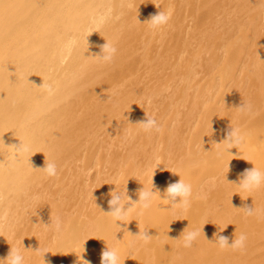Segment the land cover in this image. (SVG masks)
Here are the masks:
<instances>
[{
  "label": "bare ground",
  "instance_id": "6f19581e",
  "mask_svg": "<svg viewBox=\"0 0 264 264\" xmlns=\"http://www.w3.org/2000/svg\"><path fill=\"white\" fill-rule=\"evenodd\" d=\"M153 1L154 0H0V162H5V166L0 167V197H2V199H0V258H6L11 247L18 248L20 246L17 244L19 240L28 235L30 239L29 241L32 243L34 242V247H24L19 249L25 257V264H78L80 256L83 257V259L90 261L91 264H101V253L107 246L115 247L119 253H122V255L125 256V261H129V263L132 264V257L138 256L145 251V248L143 247L145 244L134 235H138L140 231H144L145 229H148L149 235H153V232L151 231L153 227L150 226V223L148 224L149 221L145 219H149L151 222V219L153 218L151 216L153 214L157 215L158 219L159 217L160 219H163L164 216L167 215L174 223L175 227L177 225L180 229L182 226L185 227V225H187V214L184 208H170L171 205L166 200L165 204L160 207V209H155L153 204L160 201L157 197L161 196L165 198V190L170 183H176L181 179L182 175H189L198 170L194 168L191 170L192 167L188 164L183 166V163L180 164L179 167L174 168L173 165H167L166 161H170L177 156L171 155L177 153V149H179L178 154L186 157L193 156V158H201L200 154H204L209 150H217L218 152L223 144L221 142L224 141L226 134L231 127H240L239 124L236 125V122H238L237 115L235 116L233 114L232 116V114H225L223 117L225 122L221 125V128L217 132L214 131L210 134L211 139L214 140L212 145L201 144L204 148L200 149L199 147H196V144L195 146H192L197 149L195 148L193 150L192 147L190 148V137H193L191 130L192 133L194 130H203L204 126H206L205 119H207V115L213 112H219L218 109L212 107L215 105L211 106L207 104L208 106H206L204 102L201 103V100H197L200 98H196L195 94L191 97L192 101L190 100V107H192L189 108L190 113H186L184 116L182 115V118L179 120L178 114H180V111L178 112L177 110V112H174L176 116V119L174 120H176V123L168 126L169 128L165 126L167 132L165 131L164 134H167L168 141H172L171 144L177 147L175 148L177 150H175L176 152L174 151L171 153L173 149L168 153L166 152L167 160L165 163L164 161H157L159 164H156V159L150 155L148 160L151 161L150 164L155 165V167L144 170L143 165L140 164L136 157L139 150H132L135 146L133 141L136 137H142L143 140L146 136L150 144H153V140L156 138V132L153 131L152 134L146 133L141 129L140 125L136 124L146 120L147 114L143 113L145 111L144 106L139 105L137 111V113L139 112L138 117L136 114L137 118H135V121H132V124H128L127 127H125L131 130L127 131V136L125 137H128V133L130 132V137L127 139L129 140L128 143L130 144L131 141L132 144L127 147L128 151L124 150L125 147L122 149L123 153L127 152L126 154H122L123 156H120L121 159H119V163H131L132 165L130 166V170H122V175L119 176L116 174L115 179L118 180L119 178H122L123 182H117L120 184L123 191L127 189L128 194L131 197V193H137V190L139 191L143 186L146 189H150L152 187L150 178L154 176V191L159 190L160 193L157 192L150 209L146 210L143 215H138L139 206H137L128 216L126 221L127 224L119 221L117 222L121 229L118 228L115 223L114 230L111 231L109 238L104 235V238H108L107 243H105L106 246L99 249L97 252L95 250L92 251V248L93 245L96 244V240H98V232L104 224H101L102 221L99 218L94 220L96 218H91L90 216H87V219H84L85 222L77 217V221L82 226V231L80 230L78 232V239H73L72 241L77 247H79L78 253L70 252L65 258H60L59 256L47 253L45 254L44 261L43 256L35 252L39 248L42 252L45 249L48 251V248H51L54 245V242H52L53 240L49 242L47 236L55 227L54 225L52 227H45V225H50L52 221L59 217L62 221V228H65L73 221V219L67 218L65 217L66 215L61 214V211L64 209L58 204L57 197L53 200L54 209L52 212H49V216H45L39 221L36 217L32 216L35 204L42 205L47 199L48 200L45 203H53L51 202L52 199L43 194L44 191L51 186V184L49 186L46 185L45 180H52V184H55L57 183L55 181H57L58 176L48 177L43 171L34 169L29 161L31 160L34 167L43 168L47 158L48 162L57 165L60 177L62 174L61 170H63L64 166L67 164L66 161H72L75 158V161H77V159L80 161L79 158L83 157L84 159L86 156V160H91L88 153H91V151L94 150V153L92 154L94 157L97 154V151L95 150H98L101 153V150H99L100 146L98 147V144L96 146L94 145L98 138L96 137L97 134L95 128V133L90 131V134H87L89 129H91V124L93 122L98 121L103 123L104 121L102 119H107V117L111 116L114 117L117 114L121 115L124 111H118L119 109L123 110V106L125 110L124 114L121 115L122 117L117 120L118 122H114L112 126L114 127L115 134L117 131L120 135L124 129L118 131L116 126L118 124L122 125L124 123L123 121L134 119L133 116L126 114V111L130 112L131 110H127V103H132L134 100L143 101L145 99L148 100L149 98L154 99L153 96H156L157 94H159L160 97H163V91L165 89L162 91V86L164 84H161V81L160 84L158 82L160 78L162 79L163 75L155 76V84L145 83V86L143 84L145 88L141 87L138 94L135 92L137 89L134 90L136 85L132 81L133 79L126 76L133 71L138 59L142 61L141 64L138 65L139 67L145 65V68H147L148 71L157 69L164 71L162 67L165 63L164 61H161V59H166L165 62H167L169 59L168 57L172 56L173 48H177L178 45L180 48L181 45L182 53L183 51L185 52V50L190 49L189 45L191 44V41H186L178 45L173 42L172 44H165L162 46V48H165L164 50H159V46L161 47L163 43H160V45L158 44L159 46L151 45L145 47L147 44L146 41L149 42L147 38H149V36L150 38L152 37V30L149 29V25L145 22L151 18V9H155L153 8L155 6H153ZM156 1L157 0H155L154 4H156ZM191 1H188L187 5H189ZM179 2L183 7L182 4H184V2L186 3V0H180ZM172 5L174 6V4ZM180 5L178 7L182 8ZM231 5L232 7L234 6L235 9H231ZM202 9L205 11H201ZM177 10L178 9H176V11ZM192 10L197 12V14L195 13L196 17L194 16L195 19L197 18V24L196 22L193 24H195L194 26L197 25V28L200 30H197V35L195 34L198 39V42L195 45H197V47L200 45L201 48H198L197 51H194L197 47L190 50L192 51L190 54V56H193L192 59L188 55V58L185 57L184 59L183 57V60L181 57L183 54H178L181 58L175 57V62L173 64L170 62V59L165 65L170 63L168 66L171 67V71L174 69L177 73L184 69L183 74L190 77L192 76L191 74H193L192 71L195 73V70L192 68L193 65L198 67L200 64L198 65L197 63V66L195 65L196 62L198 60L201 62L202 59L200 57L204 54H210V52L206 54V51H211L210 49H212V55H210V59L207 60L208 62L204 59L208 58L207 56L204 58L202 57L205 60V64L200 65L201 68L208 70L206 71L210 75L209 79H205L206 82L202 85L198 82L197 85L202 87L196 85L197 88L195 87V93L197 95L200 94L203 99L207 98L204 94H208L209 91L217 88V82L215 83L214 81L217 76H220L222 81L229 80L234 82L236 79L235 73H233V75L230 74V71L233 69V71L238 70V72L242 74L239 83H242V87L240 88H245V92L247 93L245 97H253V95L261 97V102L264 106V33L262 32L264 24L261 22L260 18V16L264 15V0H201V4L199 6L194 5ZM233 10H235V13H233ZM241 14H247L242 19L248 17V20H241L236 17ZM232 15H234L237 20L232 17ZM214 16L215 18L218 17V19L220 17V20L215 19L216 23H214L213 20ZM232 19H234V21H232ZM170 24L174 25L168 24L169 30L163 28L164 32L166 31L167 33V30L171 31V28L172 30H175L177 27L178 29H183V23L180 20L177 25L174 23V20L173 23ZM209 28L212 29V32L208 35L207 32ZM161 31L164 33L163 30ZM187 32L190 33V29ZM193 32L195 31H192V33ZM203 33H205V35H203ZM188 35L191 37L190 34ZM159 36L155 38L160 39ZM205 36H208V40L206 39V43H208V45L206 44L207 46L202 43L203 39V41H205ZM159 39L158 41L162 42L163 39ZM107 41L114 44L117 48V53L111 63H104L98 57H95L96 55L102 54L101 46ZM142 44H145V46H143L145 47V50L144 53L143 50L139 53V50L137 49H139V46L141 48ZM218 47H222L225 50L224 52L221 51L223 52L222 57L218 56L220 50L219 48V50L216 51V48ZM153 49H155L154 52H152ZM179 52L180 51H178V53ZM222 58L224 60H222ZM194 60L197 61L193 64ZM202 63L203 61L201 64ZM176 66L178 67L176 68ZM136 69L139 70V68ZM146 73L148 72L146 71ZM148 75L149 73L147 76ZM169 78H171L169 80L171 81L173 77L170 75ZM142 79H137V83L139 84V81ZM182 82H184V84H181V86L177 88L176 93L171 91L174 93V95L172 94V97H174L173 99L163 101L162 98L161 102L153 101L154 104L156 103L162 106V113L171 112L170 109H172V104L178 109V102L180 100L184 102L188 99L190 95L188 91H191V89L187 84L188 81H186L187 83L185 81ZM167 83L168 82L166 81V84ZM211 83H213V85H211ZM49 84H51L54 89L51 95H49L46 90ZM156 84H159V86ZM220 86L221 90L219 91L223 93L219 94L218 92V95H227L226 93L229 92V89L227 92L225 83ZM119 87L126 88H124V92H122ZM246 88H248L247 91ZM195 90H193V92ZM111 91L114 92L116 96L119 95L117 96L118 98L116 101L114 100L115 102L112 99L115 95H112V97L110 96L111 98H109L108 93ZM99 93H103V95H99L100 97L98 98L97 95ZM146 96L147 98H145ZM154 100L156 101L157 99ZM145 102L147 101L145 100ZM185 102H187V100ZM185 102L183 103L184 105ZM115 105L118 110L116 109L114 112L113 109H115ZM197 110H201L204 114L199 122H197L199 119L195 116L196 114H199L196 112ZM259 110L262 109L257 106L253 107V111L258 112ZM130 114L132 113L130 112ZM238 115L239 120H244L243 123L248 122L251 117L252 121H260L259 118L261 115L262 119L264 118V114H261L259 117H255V115H244L242 113H239ZM243 117H245V119ZM181 121H184L183 123L187 129L188 127L191 129L190 133H187L188 136L183 140L177 137V132L180 134L183 127L179 124ZM161 124L163 125L164 123ZM247 129L248 128L246 127V130ZM208 130L210 131L211 128ZM184 133H186V130H184ZM164 134L161 132L162 137ZM174 136L176 137L175 139H173ZM19 139L27 143L30 146L31 151L30 153L21 156L19 163H17L13 150L4 147V143L6 146H12L14 144L19 145L21 143ZM215 139L217 140L215 141ZM216 143L221 144L218 145ZM184 146L188 149L186 148V150L184 148V150L182 148ZM262 146L264 147V142L262 143ZM180 148H182L184 152L180 150ZM83 152H85V155ZM10 153L13 154L10 155ZM80 154L83 156H80ZM251 154H254V152ZM170 156H173V158ZM94 157L92 156L93 159H98ZM243 158L244 157L242 156L241 159H234L232 162L222 164V167H217L219 169L216 173L210 174L206 177L197 178V182L192 184L193 197L197 194L198 199L202 203L205 202L204 205L206 204V201L214 203L215 207L218 206L219 211L217 212L214 210L215 213L211 212L212 210L210 213L207 212L208 210L205 212L203 211L201 223L198 227L196 226V223L195 228L190 229H200V236L196 243L193 244L192 248L183 247L184 250L182 249L181 251H176V248L174 247L167 264H211L214 262L216 264H264V226L258 230V232L263 235L254 234L248 236L247 248L243 253L232 251L231 249L221 250L218 245L214 243L217 233L228 237L229 243L233 242L235 236L238 237L240 235H236L237 233L231 236L226 235L223 230L225 227H222V223L226 225L228 221L220 222L219 217L221 215L219 214H223V212L225 213V210L228 207L233 206L232 203L235 202L225 188L235 187L240 191L235 183L239 184V181L242 178L241 174L246 169L253 168L256 164V162L245 161ZM115 159H113V161ZM205 159H207V157ZM9 161H12L11 167L6 166ZM75 161L73 162L75 163ZM179 161L183 162V159L179 157L178 162ZM119 163H115L116 165L114 167L119 165ZM109 164L113 167L114 163ZM70 169H68V171ZM177 170L178 172L174 176L173 173ZM224 170H227V172L224 173ZM181 172L184 173L181 174ZM126 177L129 179L127 182H124ZM185 178L187 177L185 176ZM115 179L113 177L112 181H116ZM188 179L183 178L186 183H189ZM220 180H224L225 184L221 185L218 183ZM60 183L62 184V182H59V184ZM59 184L57 183V187ZM107 185L109 184L106 180L104 187H107ZM58 188L53 192V195H57L59 192L61 193ZM61 190L63 191V189ZM218 190L221 191L218 194L219 198H216L214 194ZM252 193H254V195L257 194L255 196L259 195V197L262 198L260 206L264 207V189ZM208 194H212L215 199L210 201L208 199ZM221 194H224L223 197ZM201 195L203 196L201 197ZM88 196L90 197V195ZM103 197L104 196H101V198ZM102 200L104 201L105 198ZM138 200L139 196L132 201L138 202ZM179 201L180 198L177 197L176 202L178 203ZM84 214L86 213L84 212L83 215ZM156 219L157 217H155L153 222ZM204 224L205 227L203 226ZM111 228H109V230ZM179 233V230H175L172 234L177 235ZM50 237L56 238L57 240L58 238H63L64 235L62 231H56L55 235ZM116 237L119 240H117ZM259 239L262 240L259 241ZM121 244H123L121 246L123 250L120 252L119 249ZM176 245L180 249V245ZM201 248H206L207 251L196 250ZM212 250L217 251L214 261L212 260ZM198 256L200 262L197 260ZM182 258L184 259L182 260ZM142 262L141 264H150V262Z\"/></svg>",
  "mask_w": 264,
  "mask_h": 264
},
{
  "label": "rangeland",
  "instance_id": "374dc122",
  "mask_svg": "<svg viewBox=\"0 0 264 264\" xmlns=\"http://www.w3.org/2000/svg\"><path fill=\"white\" fill-rule=\"evenodd\" d=\"M179 1L180 0H157L156 4H154L155 0L153 1L154 2L153 6L155 5L153 8H155V9H153V10L151 9V12H150L151 13L150 14L151 17L153 15L158 14L161 11L168 12L170 10L171 13H172V18H171V20L169 22V25H174V24H170V23H173V20H174V23L177 25V23L180 20L183 23L182 24V28L183 29H178V27H177L175 30H172V28H171L170 29L171 31H168L169 30V28H168L169 25H167V26L162 27L159 30V32L158 31H151L152 32L151 36L153 38L152 37L150 38V36H149L150 40H149V38H147V40L149 42L146 41V43H147L146 46H145V44H142L141 48L139 46V49H137V50H139V53H141L142 50H143V53H144L145 47H148V46H151V45L159 46L160 43H163L161 45V47L159 46V48H160L159 50H164L165 48H162V46H164L165 44H169V43L172 44V42H173L176 45H178V44L186 42V41H188V42L191 41L190 42L191 44L190 43L189 44L192 45L193 42H194V44L192 46L189 45V47H190L189 50H185V52L183 51V53H182V46L180 45V48H179V45H178L177 48L175 47L172 50L173 52H172L171 55L172 56L174 55L173 57L169 56L168 57L169 59L167 60V62H165L166 59H161V61H164V63L167 64L170 61V59H171L170 62H172V64H173L175 62V57H180L179 55H181V54L184 55V56L181 55L182 59H183V57H184V59H185V57L188 58V55H189V57H191V59L193 58V56H190V54L192 52L190 50H192V48L195 49L197 47V45H195L198 42L197 41L198 39L196 38V35H197L198 31H200V30L197 28V25L194 26L195 24H193L195 22L197 24V18L196 19L194 18V16L196 17L197 12L193 11L192 9L194 8V5L199 6L201 4V0H192V1L191 0H186V3L184 2V4H182L183 7L180 5ZM188 1H191V3H189L190 6L187 5ZM172 4H174V6ZM179 5L182 8L178 7ZM232 5H231V9H233V8L235 9L234 6L232 7ZM167 6H168V8H167ZM186 8H187V10H186ZM176 9H178V10L176 11ZM188 9H190V10H188ZM180 10H181V12H180ZM205 10H206V8H205ZM205 10L202 9L201 11H205ZM175 12H177V13H175ZM179 12H180V14H179ZM233 13H235V10H233ZM217 15H219V14H217ZM234 15H232V17H234ZM246 15L247 14H245V15L241 14V15L236 16V17L240 18L241 20H245L246 19V21H247L248 17H245V19H242ZM237 18H235V19L237 20ZM260 18H261V22L264 24V15L260 16ZM215 19H218V17L217 18H215V16L213 17L214 23H216ZM218 20H220V17H219ZM232 21H234V19H232ZM187 27H191V28H187ZM163 28H165V30L168 29L167 33H166V31L164 32ZM186 28H187V30H186ZM189 29H190V33L187 32ZM161 30H163L164 33H162ZM263 30H262V32L264 33ZM175 31L176 32L178 31V32L176 33ZM192 31H195V32H193L194 34L192 33ZM210 32H212V29L209 28L208 32H207L208 35H209ZM160 33H162V34H160ZM187 33L190 34L191 37H193L194 39L189 37V35ZM153 34H155V35H153ZM178 34H179V37H178ZM203 35H205V33H203ZM157 36H159L160 39L161 38L163 39L162 42L158 41L159 38H157V39L155 38ZM182 38H183V40H182ZM207 38H208V36L207 37L205 36V41H203L204 39L202 40V43L204 45H206V44L208 45V43H206L207 40H208ZM178 39L179 40L181 39V40L179 41ZM170 40H171V42H170ZM153 42H155V43H153ZM143 46H145V47H143ZM198 46L199 47H197L194 51H197L198 48H201L200 45H198ZM219 48L220 47L216 48V51H218ZM221 48L219 50V53L218 52L217 53H218V56L222 57L223 56V52L225 50H224V48H222V49ZM155 49H153L152 52H154ZM210 50L212 51V49H210ZM178 51H180V52L178 53ZM211 51H209V50L206 51V54L208 52H210V54H208V55H205L204 53H203L204 55H202L203 58L205 56L208 57V58H204L206 60V62H208L207 60H209L210 57H211L210 55H212ZM221 51H223V52H221ZM202 57H200L202 59V61H203L202 64H201L202 61L200 62V60H198V61L194 60L193 64H194L195 61H197L195 65H197V63H198V65L199 64L200 65L205 64V60ZM222 60H224V59L222 58ZM141 62L142 61L138 59L133 71L130 74H127V76H126V77H129V78L133 79L132 81L136 85L134 87L135 88L134 90L137 89L135 92L138 94V92L140 91L141 87L145 88L144 87L145 83H147V84L154 83L155 84V81H156L155 76H157V75H161L162 76L163 75V77H162L163 81H162L161 78H160L161 80L160 79L158 80L159 84H160V81H161V84H164V85L166 84V81L168 82L166 84L167 87L166 86L164 87V85L162 86V91H163V89H165L163 91L164 92L163 93V97H160L159 94H157L156 96H153V98L157 99L158 101L157 100L155 101L154 99L151 98L152 100H151L150 104L148 102H145V100L148 101L147 99L143 100L144 102L140 101V100H134L132 103L130 102L132 104V107H131L130 103H127V106H126V107H128L127 110L131 109L130 112L132 114H130V112H128V111H126V114L133 116L134 119H129L127 121H123L124 123L122 122L123 123L122 125L118 124L116 126V129L118 131H120V129L121 130L124 129V131H122V133L120 135L116 131V134H118L119 136L115 134L114 127H112V126H113V123L114 122H118L117 120L122 117L121 115L124 114L125 110H124L123 106H122L123 110L119 109V111H118V112L124 111L121 115L117 114L116 115L117 117L114 116L115 118L113 116H111V117H107V119H102L104 121L103 123L98 122V121L93 122L91 124V129L92 130L89 129L87 134L89 135L90 131L95 133V131H94V128H95L96 134H97L96 137H98V138L96 139V142H95L96 144L94 143V145L96 146L98 144V147L100 146L99 150H101V153L98 150H95V151H97L96 152L97 154L95 155V157L98 158V159H93L92 158V156L94 157V155H92L94 153V150H93V151H91V153H88L89 156L91 157V160H88V159L86 160V158H87V156H86L84 158L85 160L83 159V157L79 158L81 162L83 161L82 163L78 159H77V161H75L76 158L73 159L72 161L71 160L66 161L67 164L64 166V169L61 170V172H62L61 176L59 177V175H58L59 179L57 178V181H55L58 184H59V182H62V184L60 183L61 185L60 184L58 185L59 188L57 187V183L54 182L55 184H52L53 183L52 180H47V179L45 180V184L48 185V186L51 184V186L49 187V189L45 190L43 194L46 197H49L50 199H52L51 202H53V203H51V204H49L48 202L45 203L48 200L47 199V200H45L43 202L44 204H42V205L35 204L34 213H33L32 216L36 217L38 221L41 220L42 218H44L45 216H49L50 215L49 212H52L53 209H54V207H53L54 201L53 200L55 199V197H57L58 198L57 199L58 200V204H60L61 208L64 209L63 211H61V214L66 215L65 217H67V218H72L73 219V221L69 225H67L65 228H62L61 231L63 232V235H64L63 238H58L56 240V238L50 237L52 235H55V232H56L55 228L53 230H51L49 235L47 236V239H48L49 242H51L52 240H53L52 242H54L53 243L54 245L51 248H48L49 253L53 254L54 256H59L60 258H65V256L68 253H70V252H74V253L77 252L78 253L79 247H77L75 245V243L72 241L73 239L77 240L78 239V232L80 230L82 231V226L77 221L78 220L77 217H79V219L81 218L80 219L81 221L82 220L84 221V219L87 216H90L91 218L95 217L96 219H94V220H97L99 218L102 221V223H101V221H100V223L102 225L103 224L104 225L101 227V229L98 232V235H97V239L98 240H96L97 241L96 244L93 245L92 251L95 250L97 252L99 249H102L104 246H106L105 243H107V239L109 238V236L111 234V231L114 230V227H115L114 225H115L116 222L113 220V218L111 216L107 215L105 212H108L110 210L109 203H108V201L111 199L110 193L112 191H114L115 189H116L117 192H122L123 191V189L120 187V184H118V182H123V180H122V178H119L118 180L115 179L116 178L115 175L116 174H118L119 176L122 175L123 174L122 172L125 171V170H130V166L132 165L131 163H129V164H127V163L123 164L121 162L119 163V161H120L119 159H121L120 156L122 154H126V152L128 151L127 147H129V145L132 144L131 141H130V144H129L128 143L129 140L127 139L128 137H130V132L128 133L129 136L125 137V136H127V131H131V130L129 128H125V127H127L128 124H132L135 121V118L138 117L139 112L137 113V111L139 109V105L145 107V109L143 108L145 110L143 112L144 114H147L148 116H154L158 120V122L160 124L164 123L163 125L161 124L162 125V131L161 132L163 134H164V132L167 129L166 127L174 125L176 123V120H174V119H176V116H175L174 112H177V110H178V112L180 111L179 112L180 114H178L179 115V117H178L179 120L182 118V115L184 116V114H186V113L189 114L190 113L189 108H192V107H190V100H191V97H192L193 94H195L196 98H200V99H197V100H201V103L204 102L206 104V106L215 105V106H212V107L213 108L215 107L216 109H218L219 112H213V113H210V114L207 115V117H206L207 119H205L206 126H204L203 130H201V131L194 130L193 133H192V130L189 127H188V129L186 128L185 124L183 123L184 121H181L179 123L181 126H183L182 127V131L183 132L181 131L180 134L177 132V134H178L177 137L179 139L183 140L186 136H188L187 133H190V130H191V134H192L193 137H190L191 138L190 142H189L190 143V146H189L190 148L191 147L193 148V146H195L196 144L199 145V146L196 145V147H199L200 149L204 148V147H202L201 144H203V145H207V144L212 145L214 140L211 139L210 134H212V132H214V131L217 132L221 128V125L225 122L224 121L225 119H223L225 114L226 115L227 114H232V116H233V114L235 116L237 115L238 116V122H236V125L239 124L240 125L239 128L241 129L242 133H246L247 134L246 135V143L240 149L232 148L230 150V153L232 155H230L229 152L225 151L226 145L222 144L221 146L223 148L221 147L218 152H217V150H215V151L214 150L213 151H210V150L206 151L204 154H200L201 158H199V157H194L193 158V156L192 157L191 156H189V157L182 156L181 154H178L179 149H177L178 150L177 153L171 154L173 156H175V155H177V156L174 159L170 160V161H166L167 160V158H166L167 157V153L170 152L172 149L173 150L171 151V153L174 152L176 150L175 148H177V147H175V146H173L171 144L172 141L171 142L168 141V138H167L168 135L167 134H164L163 137L161 136V132L155 134L156 138H155V140H153V144L149 143V141L147 140L146 136L143 138V140H142V137H140L141 139L136 137V139L133 141V144H135V146H134V148L132 150H134V149H138L139 150L137 152V154H136V157H137V160L140 162V164L143 165V169L144 170L150 169L151 167H155V165H151L150 164L151 161L148 160L150 158L149 156L151 155L154 159H156V164H159L157 161H162V162L164 161V163L166 161L167 165H169V166L173 165L174 168H177V167H179L180 164L183 163V166H186V164H188L190 167H192L191 170H193V168L198 170L197 172L190 173L189 175L188 174H184V175L181 176L182 179L183 178L184 179H188L189 178L188 180H189V183L191 185L195 184L197 182L196 181L197 178H202V177L209 176L210 174H214V173H216V171L220 167H222V164H224L226 162H232L234 159H241L242 156L244 157L243 159L245 161L256 162V164H255V165H257L256 167H258L261 171H264V147L262 146V143L264 142V121H263L264 118L262 119V115H261V114H264V106H263V104L261 102V97H256L254 95H253V97H245L247 95V93L245 92V88L244 87H243V89L240 88V87H242V83L241 84L239 83L241 81L242 74H240L238 72V70L233 71V69H232L230 71L231 75H233V73H235V78L236 79H235L234 82L229 81V80L222 81L221 77L217 76L216 80H214L215 83L217 82V84H216L217 88H214L215 91H214V89L212 91H209L208 94H210V95L204 94L207 98L203 99V97L200 94L197 95L195 93L196 92L195 89L197 88V86H199V85H197L198 82L201 83V85H202V84H205V82H206L205 79H207V78L209 79L210 75L207 73V71H208L207 69H206L207 70L206 71L204 68H201L200 65L199 66L197 65L198 67L193 65L192 68L195 70V73L197 71L198 72L195 74L192 71V73H193V74H191L192 76L187 77L185 74H183L184 69L180 70L178 73L174 69H172V71H171V67L168 66V65H170V63L168 65L163 64V67L161 66L162 69H164V71L163 70L161 71L160 69L148 71L147 68H145V65H143L144 67L143 66H141V67L138 66V65L141 64ZM168 67H169V69H168ZM177 67L178 66H176V68ZM136 68H139V70H137ZM235 69H237V68H235ZM158 70H159V72H158ZM203 70H204V72H203ZM146 71L149 73L148 76H147L148 73H146ZM171 72H172V74H171ZM138 74L140 76L141 75L142 76L140 77ZM169 74L174 78V79L172 78L171 81H169L171 79V78H169V76H170ZM173 75H175V76H173ZM193 75H195V76H193ZM206 75H208V76H206ZM138 77L141 78V79L144 78V79L140 80L143 83H141L140 81H139V84L137 83V81L139 80ZM151 78H152V80H151ZM181 80L185 81V82L188 81V83L187 82L186 83L188 84V86L191 89V91L190 90L188 91V93L190 94L189 97H188L189 101H188V99H186L187 102H185L186 101L185 100L184 101L185 105H184L183 104L184 102H182L180 100L178 102V104H179L178 109H176V106L174 107V105L172 104V109H174V110L170 109L171 112L169 111V112L162 113V111H161L162 106H160L159 104H156V103L154 104L153 101L154 102H161L162 98H163V101L164 100L168 101L170 99H173L174 97H172V94L174 95V93L177 92V88H179L181 86V84L182 85L184 84V82H182ZM148 81H149V83H148ZM214 81H212V82H214ZM224 83H225V88H226L227 92H228V89H229V92L226 93L228 96L224 95V94H223L224 96L218 95V92H219V94L223 93V92H221L219 90H221V88H220L221 86L220 85H222ZM140 84H141V86H140ZM143 84H144V86H143ZM159 84L158 85L156 84V85L159 86ZM211 85H213V83H211ZM228 85H230V86H228ZM218 86H219V88H218ZM235 86H236V88H235ZM199 87H202V86H199ZM124 88H126V87H121L120 91L124 92ZM193 90H195V91L193 92ZM232 90H234V91H232ZM247 90H248V88H246V91ZM171 91L172 92L174 91V93H172ZM202 92H204V91H202ZM216 93H217V95H216ZM108 94H109V98H111L112 95L113 96L115 95L114 92H112V91L109 92ZM99 95L102 96L103 93L102 94L99 93L97 95L98 98L100 97ZM117 96H119V95H117ZM117 96L115 95V97H112L113 101L114 100L116 101V99L118 98ZM225 97H226V99H225ZM145 98H147V96ZM223 100H225V101H223ZM174 101H175V99H174ZM172 102H173V100H172ZM245 102H250L253 105V107L257 106V107L262 109V110H259L258 112L254 111V113H256L255 117H259L261 115L260 118H259L260 121L259 120L258 121H252V117L249 119L248 122H245V123H243L244 120L243 121L239 120V115L238 114L240 112L236 108L242 106V104L245 103ZM151 105H152V107H151ZM114 108H115V109H113L114 112H115L116 109L118 110L116 105H115ZM146 109H147V111H146ZM196 112L199 113V114L195 115L196 118L199 119L197 122H199L201 120V118L204 116V114H203V112L201 110H197ZM237 112H238V114H237ZM143 113H142V116H143ZM136 114H137V117H136ZM216 115H218V116H216ZM214 116H216V117H214ZM245 117H243V118L245 119ZM226 119H228V118H226ZM159 120H161V121H159ZM127 122H129V123H127ZM104 123H106V124H104ZM92 125H94V126H92ZM95 125H96V127H95ZM97 125L99 126V128H98ZM246 127L248 128L247 130H246ZM209 128H211L212 131L211 130L209 131L208 130ZM184 130H186V133H184ZM151 134H152V132H151ZM159 136H160V138H159ZM119 137H121V138H119ZM175 138L176 137L174 136L173 139H175ZM216 140L217 139H215V141ZM174 141H177V140H174ZM124 147H125V149H124ZM196 147H194L193 150ZM182 148L186 149L187 147L184 146ZM182 148H180V150H182L184 152L185 149L183 150ZM122 149L127 150V151L123 153ZM86 152H88V151H86ZM252 152H254V154H251ZM84 153L85 152H83V154ZM114 155L115 156L117 155L116 159H115ZM80 156H83V155L80 154ZM89 156H88V158L90 159ZM131 156H132V154H131ZM173 156L172 157L170 156V157L173 158ZM179 157L183 159V162L182 161L178 162ZM206 157H207V159H205ZM253 158H255V159H253ZM113 159H115V160L113 161ZM73 161H75V163ZM84 161H87V162H84ZM108 161H109V163H114L113 167L117 163H119V165H117L118 167L116 166L117 168L116 167L113 168V167H111L112 165H110L108 163ZM116 161H118V162H116ZM110 167H111V169H110ZM217 167H219V168H217ZM68 169H70V170L68 171ZM185 170H186V168H185ZM177 172H178V170L174 172L175 175H176ZM226 172H227V170H224V173H226ZM182 173H184V172H181V174ZM109 176L112 179L114 177V179L116 181L113 180L114 181L113 182L112 179L109 178ZM185 176L187 178H185ZM105 179L108 181V184H109V185H107V187H104V183L106 182ZM128 179L129 178L126 177L124 182H127ZM68 182H69V184H68ZM218 183H220L221 185H224L225 181L224 180H220V181H218ZM57 188L61 191V193L60 192L59 193L62 194V195H60L59 193L57 194L58 196L57 195H53V192H55L57 190ZM69 188H71V189H69ZM61 189H63V191ZM263 189H264V187L261 188V190H263ZM225 190H227L230 193V196L234 199L235 202L232 203L233 206H230V207H228L225 210V213L223 212V214H219V215H221L219 217L220 222L228 221V223L226 225H224L222 223V227H225L223 229L224 233L226 235H230V236L234 235L236 233H237L236 235H239L241 233H246L247 236L254 235V234L255 235H263L262 233L260 234V232H258V230L261 227L264 226V207L260 206L261 203H262V198H260L259 195L255 196L257 194L254 195V193H252V192L249 193V192H245V191H242V190L239 191L235 187H228V188H225ZM220 191L221 190H218L214 194V196L216 198H219L218 194L220 193ZM65 192H66V194H65ZM137 193H138V190H137ZM137 193H131V199L132 200L135 199L137 196H139V195H137ZM88 195H90V197ZM223 195L221 194L222 197H223ZM101 196H104L103 197V198H105L104 201L102 200L103 198H101ZM202 196L203 195H201V197ZM214 196L212 194H208V199L211 201V200L215 199ZM157 199L160 200V201L155 203V204H153V207H155V209H160V207H162L165 204V200H162L164 198L163 197L160 198V196L157 197ZM204 203L205 202L202 203L198 199L197 194L194 197H193V194H192L190 207L187 210H185L186 214H187V217H186L187 218L186 219V222H187L186 224L187 225H185V227L182 226V228H180V229L177 227V225L175 227L174 223L168 218L167 215H165L163 219H160V217L158 219V216L153 214L151 216V217H153L151 219V222H150L149 219H145V220L149 221L148 224L150 223L149 225L154 228V229L152 228L151 231L153 232L152 236H155V237L153 238V240L149 244L143 246L145 248L144 253H142V254H140L138 256H133L132 259H131L132 262L131 261L130 262L132 264H138V263L141 264L142 261L143 262H145V261L146 262H150V264H167V262L169 260V257L171 256V252L173 251L174 247L176 248L175 249L176 251H181L182 249L184 250L182 234L186 230V227H188L186 231H192L190 229L195 228L196 223H197L196 226L198 227V225L201 223V218H202V215H203V211L205 212V211L208 210L207 211L208 213H210L211 210H212L211 212H214V213H215V211H217V212L219 211L218 206L215 207L214 203H209L207 201H206L205 205H204ZM211 204H213V205H211ZM245 206L255 207L256 209L259 210L260 215L258 217L257 216H252V217L245 216L243 209H241V208H243ZM213 207H214V209H213ZM82 211H83V213L85 212L86 214L83 215ZM92 211H93V213H92ZM96 212L98 213V215H97ZM81 215H83V216H81ZM155 217H157V219L153 222ZM152 223H154V224H152ZM203 226L205 227V224ZM109 228H111V229L109 230ZM47 229H49V228H47ZM175 230H179L180 233L177 234V235H173L172 233ZM104 235H106L108 238H104ZM202 238L205 239L204 237H202ZM29 240L30 239H29L28 235L25 238L20 239L19 242L17 243L20 246L17 249L24 248V246L27 247V248L34 247V242L32 243ZM261 240L259 239V241H261ZM98 243H100V244H98ZM194 243H196V242H194ZM176 244L180 245V249L177 247ZM122 245L123 244L120 245V249H119L120 252L123 250L121 248ZM196 250L207 251L206 248H201V249H196ZM211 253H212V260L214 261L215 254L217 253V251L212 250ZM119 255L120 256H124V255H122V253H119ZM120 258H121L120 259V264H130L129 261H125V256L124 257H120ZM183 259L184 258H182V260ZM197 260L200 262L199 256H198ZM211 264H216V263L214 262V263H211Z\"/></svg>",
  "mask_w": 264,
  "mask_h": 264
},
{
  "label": "clouds",
  "instance_id": "9594fccd",
  "mask_svg": "<svg viewBox=\"0 0 264 264\" xmlns=\"http://www.w3.org/2000/svg\"><path fill=\"white\" fill-rule=\"evenodd\" d=\"M172 18L171 11L165 12L161 11L156 15H153L147 23L149 28L152 31H159L162 27L167 26ZM102 54L96 55L102 62L111 63L117 53V48L114 44L110 42H106L101 46ZM43 87V86H42ZM47 92L51 95L54 91L53 86L49 84L47 86ZM149 104L151 103V98L147 101ZM240 113L246 115H255L253 111V105L250 102H245L242 106L236 108ZM141 126V129L146 133L156 132L159 133L162 131V125L158 122V120L154 116L146 115V120L136 123ZM246 133H242L241 129L238 127H231V129L227 132L226 138L223 143L226 145L225 151L229 152L232 148L240 149L246 143ZM21 143L19 145L6 146L4 143V147L10 148L13 150L15 160L17 163L20 161V157L26 153H30V146L25 143L23 140L19 139ZM216 143V144H221ZM13 153H10L12 155ZM34 169H39L46 173L48 177H57L59 175L57 170V165L55 163H51L45 161V166L43 168L34 167L31 160L29 161ZM5 162H0V167H4ZM8 167L12 166V161H9L6 165ZM175 175V173H173ZM241 179L239 184L235 183L240 190L245 192H254L260 190L264 187V171H261L258 167L254 165L251 169H246L241 174ZM152 187L150 189H146L144 186L142 189L138 191L139 200L132 201L131 197L128 194L127 189L122 192H117L116 189L110 193L111 199L108 201L110 210L105 212L107 215L111 216L113 220L116 222L117 227L121 229L118 225L119 222H123L127 224V218L130 213L139 206L138 215H143V213L150 209L153 204V200L156 197L157 192L159 190H155L154 185V176L150 178ZM234 183V182H230ZM160 193V192H159ZM193 194L192 185L190 183H186L182 178L176 183H170L165 190V198L162 200H166L171 207H182L187 210L191 204V197ZM177 197L180 198V201L177 203ZM161 198V196H160ZM2 199V197H0ZM244 214L247 217L259 216V210L255 207L245 206L243 208ZM54 225L57 232L62 230V221L59 217H57L54 221L51 222L50 225H45V227H52ZM188 228V227H187ZM127 229V228H125ZM187 230V229H186ZM184 231L182 234L183 238V247L184 248H192L194 242H196L200 236V229H194L192 231ZM143 244H149L155 236L149 235L148 229L144 231H140L138 235H134ZM117 239V237H116ZM119 240V239H117ZM248 236L246 233H241L238 237L235 236V239L232 243H229V238L219 233L216 234L215 244L218 245L221 250L231 249L232 251L244 252L247 248ZM25 247V246H24ZM37 254L42 255L43 259L45 254L49 253L46 249L42 252L39 248L36 250ZM120 255L118 250L115 247H106L101 253V264H120ZM45 261V259H44ZM0 264H25V257L21 253V251L17 248L10 249V252L6 258H0ZM78 264H91L90 261L83 259V257H79Z\"/></svg>",
  "mask_w": 264,
  "mask_h": 264
}]
</instances>
